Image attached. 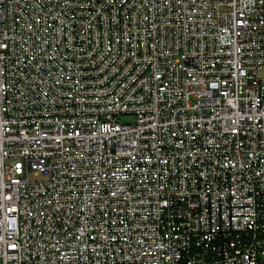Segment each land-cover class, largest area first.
<instances>
[{
    "label": "built area",
    "instance_id": "1",
    "mask_svg": "<svg viewBox=\"0 0 264 264\" xmlns=\"http://www.w3.org/2000/svg\"><path fill=\"white\" fill-rule=\"evenodd\" d=\"M261 70L264 0H0V264H264Z\"/></svg>",
    "mask_w": 264,
    "mask_h": 264
},
{
    "label": "rangeland",
    "instance_id": "2",
    "mask_svg": "<svg viewBox=\"0 0 264 264\" xmlns=\"http://www.w3.org/2000/svg\"><path fill=\"white\" fill-rule=\"evenodd\" d=\"M259 77L264 78V70L259 71ZM121 119L124 122H133L135 117L132 115H123L121 116Z\"/></svg>",
    "mask_w": 264,
    "mask_h": 264
}]
</instances>
